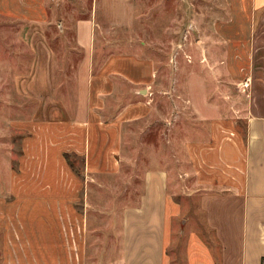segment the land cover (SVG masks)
<instances>
[{
    "label": "crops",
    "instance_id": "obj_1",
    "mask_svg": "<svg viewBox=\"0 0 264 264\" xmlns=\"http://www.w3.org/2000/svg\"><path fill=\"white\" fill-rule=\"evenodd\" d=\"M215 2L228 16L217 15L211 38L225 60L246 61L234 72L229 64L231 80L264 76L255 68L264 0ZM49 10V0H0L7 19L48 25ZM76 42L83 60L72 100L63 97L70 112L16 126L21 154L0 172V264H264V113L247 116L242 133L221 106L194 100L200 129L185 144L182 180L169 164L141 170L125 163L127 133L153 112L155 62L112 53L98 65L91 18L77 22Z\"/></svg>",
    "mask_w": 264,
    "mask_h": 264
},
{
    "label": "rangeland",
    "instance_id": "obj_2",
    "mask_svg": "<svg viewBox=\"0 0 264 264\" xmlns=\"http://www.w3.org/2000/svg\"><path fill=\"white\" fill-rule=\"evenodd\" d=\"M215 4V0H49L48 25L0 14V172L15 167L21 154L25 134L16 126L64 118L70 112L69 107L63 110V97L67 104L72 100L83 60L76 42V24L83 19L95 21L98 65L109 54L131 53L152 59L157 67L149 94L153 112L130 127L125 163L138 164L141 170L169 164L181 181L189 170L185 144L200 129L194 100L218 104L222 116L237 119L238 129L245 133L246 117L264 113L253 107L262 102L257 95L264 93V84L257 83L264 76L250 79L248 88L242 86L245 76L231 80L229 64L234 72L236 64L237 71L245 70L246 61L225 60V45L211 38L214 24L221 20L217 15L228 16L226 11L217 14ZM258 55L255 68L262 73L264 59ZM253 85L259 92L253 94ZM135 174L140 176L131 170L124 175L134 179ZM180 186L178 193L183 183ZM178 243L181 247L183 242Z\"/></svg>",
    "mask_w": 264,
    "mask_h": 264
},
{
    "label": "trees",
    "instance_id": "obj_3",
    "mask_svg": "<svg viewBox=\"0 0 264 264\" xmlns=\"http://www.w3.org/2000/svg\"><path fill=\"white\" fill-rule=\"evenodd\" d=\"M66 159H67V161L69 162V164L71 166H75L76 165V162L73 161V159L71 158L70 155H66Z\"/></svg>",
    "mask_w": 264,
    "mask_h": 264
},
{
    "label": "built area",
    "instance_id": "obj_4",
    "mask_svg": "<svg viewBox=\"0 0 264 264\" xmlns=\"http://www.w3.org/2000/svg\"><path fill=\"white\" fill-rule=\"evenodd\" d=\"M250 79L245 80V82L242 84V86H244V88H248L250 86Z\"/></svg>",
    "mask_w": 264,
    "mask_h": 264
}]
</instances>
